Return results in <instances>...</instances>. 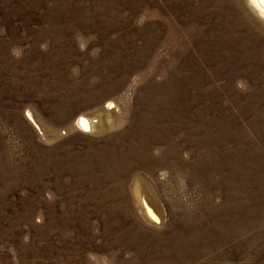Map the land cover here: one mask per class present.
<instances>
[{
	"label": "rangeland",
	"instance_id": "obj_1",
	"mask_svg": "<svg viewBox=\"0 0 264 264\" xmlns=\"http://www.w3.org/2000/svg\"><path fill=\"white\" fill-rule=\"evenodd\" d=\"M0 264H264L252 0H0Z\"/></svg>",
	"mask_w": 264,
	"mask_h": 264
},
{
	"label": "bare ground",
	"instance_id": "obj_2",
	"mask_svg": "<svg viewBox=\"0 0 264 264\" xmlns=\"http://www.w3.org/2000/svg\"><path fill=\"white\" fill-rule=\"evenodd\" d=\"M256 1H258L260 3V5L262 6V10L258 7V3H256ZM252 2L254 3L255 7L257 8V10L259 11V13L264 17V2H262L261 0H252Z\"/></svg>",
	"mask_w": 264,
	"mask_h": 264
}]
</instances>
